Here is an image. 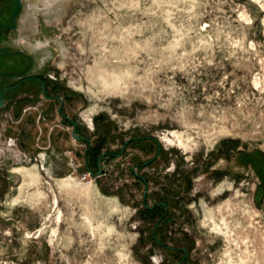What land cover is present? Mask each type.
I'll return each mask as SVG.
<instances>
[{"label":"rangeland","instance_id":"374dc122","mask_svg":"<svg viewBox=\"0 0 264 264\" xmlns=\"http://www.w3.org/2000/svg\"><path fill=\"white\" fill-rule=\"evenodd\" d=\"M27 1L45 86L0 60V264H264V0Z\"/></svg>","mask_w":264,"mask_h":264},{"label":"flooded vegetation","instance_id":"af4514ba","mask_svg":"<svg viewBox=\"0 0 264 264\" xmlns=\"http://www.w3.org/2000/svg\"><path fill=\"white\" fill-rule=\"evenodd\" d=\"M29 3L27 0H0V60H12L18 56L19 61H27V66H29L24 73L13 75L16 81L11 87H8L13 90L24 86L25 80L28 78H34L42 86H45L44 79L28 74L33 69L36 57L21 48H16L17 38L35 40V38L40 39L46 34V29L41 22L36 29H33L30 21L31 15L27 12V9H31ZM38 15V18L41 19V15ZM27 70L28 73H26ZM2 80L3 76L0 75V84ZM2 92L3 90L0 91V93Z\"/></svg>","mask_w":264,"mask_h":264},{"label":"trees","instance_id":"16d2710c","mask_svg":"<svg viewBox=\"0 0 264 264\" xmlns=\"http://www.w3.org/2000/svg\"><path fill=\"white\" fill-rule=\"evenodd\" d=\"M128 142H132V139H130ZM99 149L100 148L98 146H95V148H93V149H89V152H90L89 156L91 158V161H90V159H87L86 165H87V168L90 169L89 163H91V165L93 164L92 165L93 171H96L98 169L97 158H99ZM166 207L167 206L165 203H159L158 205H154L152 207H147V209H146L147 213H149L146 217L149 220H154V218H157L156 219L157 221L154 223V228H153V230H151L152 234H154V235H155V232L158 230L157 226L167 223L170 219V216L167 214Z\"/></svg>","mask_w":264,"mask_h":264}]
</instances>
